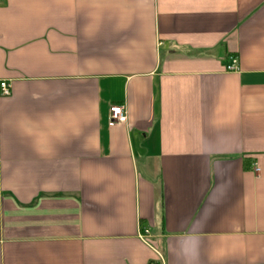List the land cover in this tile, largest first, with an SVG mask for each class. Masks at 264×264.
Returning <instances> with one entry per match:
<instances>
[{
	"label": "crops",
	"instance_id": "crops-1",
	"mask_svg": "<svg viewBox=\"0 0 264 264\" xmlns=\"http://www.w3.org/2000/svg\"><path fill=\"white\" fill-rule=\"evenodd\" d=\"M1 80L0 264H264V0H0Z\"/></svg>",
	"mask_w": 264,
	"mask_h": 264
},
{
	"label": "built area",
	"instance_id": "built-area-1",
	"mask_svg": "<svg viewBox=\"0 0 264 264\" xmlns=\"http://www.w3.org/2000/svg\"><path fill=\"white\" fill-rule=\"evenodd\" d=\"M236 59L233 58V63L228 64L226 69L228 71L237 70ZM11 84L7 80L0 81V95H7L10 93ZM109 120L110 124H120L125 123L127 121V110L123 103H113L109 107ZM149 234V230H144V233L140 235V237L145 240Z\"/></svg>",
	"mask_w": 264,
	"mask_h": 264
}]
</instances>
